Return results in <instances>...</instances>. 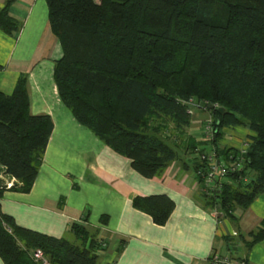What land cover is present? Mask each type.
<instances>
[{
    "label": "trees",
    "instance_id": "obj_1",
    "mask_svg": "<svg viewBox=\"0 0 264 264\" xmlns=\"http://www.w3.org/2000/svg\"><path fill=\"white\" fill-rule=\"evenodd\" d=\"M11 1L0 6V29L10 35L22 26L9 13ZM45 2L62 49L53 79L81 124L144 176L159 175L172 161L192 169L199 199L216 210L219 223L236 220L237 206L247 207L264 193V0ZM196 96L206 105L191 106ZM195 107L211 114L208 139L187 132ZM234 126L251 130L245 161L208 194L207 162L200 153L214 148L222 158L238 155L239 147L219 143L225 128ZM52 128L48 113L30 110L26 73L18 75L11 92L0 90V198L6 189L30 190ZM131 203L157 224L166 222L175 204L166 193L136 194ZM106 218L101 214L103 223ZM70 229L73 238L31 229L0 206L2 264H42L32 257L36 248L47 264H100L105 246L95 233L79 221ZM221 236L227 246L233 239L250 248L264 238V218L246 233Z\"/></svg>",
    "mask_w": 264,
    "mask_h": 264
},
{
    "label": "crops",
    "instance_id": "obj_2",
    "mask_svg": "<svg viewBox=\"0 0 264 264\" xmlns=\"http://www.w3.org/2000/svg\"><path fill=\"white\" fill-rule=\"evenodd\" d=\"M4 3L0 0V6ZM9 13L22 26L12 35L0 29V90L11 92L18 75L26 73L30 110L48 113L53 128L30 190L6 189L0 198L4 212L19 225L54 236L71 238L70 224L83 222L105 246L99 251L100 264H221L211 258L213 251L264 264V238L250 248L241 240L225 244L221 235L226 229L201 203L192 169L172 161L159 175L144 176L73 116L53 79L62 49L49 26L45 0H12ZM194 110L197 116L210 114ZM250 132L244 126L226 127L219 143L239 147ZM149 193H166L175 202L163 224L131 203L132 196ZM101 214H107L104 223ZM233 214L236 220L225 221L228 233L258 226L264 218V193ZM120 239L124 242L117 252Z\"/></svg>",
    "mask_w": 264,
    "mask_h": 264
},
{
    "label": "built area",
    "instance_id": "obj_3",
    "mask_svg": "<svg viewBox=\"0 0 264 264\" xmlns=\"http://www.w3.org/2000/svg\"><path fill=\"white\" fill-rule=\"evenodd\" d=\"M191 111V109H189ZM212 119H208L204 126L205 136L210 138L212 136ZM249 145L248 139L242 141L239 146V154L233 156L230 154L228 158H222L219 156L214 148H210L206 152L200 153V158L207 162V169L203 179V190L211 194L215 189L220 188L223 181L227 180L226 174L230 171H234L242 167L245 161V153ZM13 179L7 181V186H10ZM216 214V210H213ZM32 257L34 260L41 262L42 264H47V256L42 252L40 248H36L32 252ZM213 260L220 262L221 264H244L241 259H234L226 255H220L217 251H213L211 254Z\"/></svg>",
    "mask_w": 264,
    "mask_h": 264
},
{
    "label": "rangeland",
    "instance_id": "obj_4",
    "mask_svg": "<svg viewBox=\"0 0 264 264\" xmlns=\"http://www.w3.org/2000/svg\"><path fill=\"white\" fill-rule=\"evenodd\" d=\"M196 112H197V110H194V108H193V111H192L193 120H192L191 125L187 128V132L202 139L203 134H205L204 126L207 123V120L211 119V115L209 113H207L204 116H202V115L197 116ZM194 117L198 118L199 120L196 121L194 119ZM247 129H249V128H247ZM245 139H246V137H245ZM71 238H73V237H71ZM239 254H241V251L239 252Z\"/></svg>",
    "mask_w": 264,
    "mask_h": 264
},
{
    "label": "water",
    "instance_id": "obj_5",
    "mask_svg": "<svg viewBox=\"0 0 264 264\" xmlns=\"http://www.w3.org/2000/svg\"><path fill=\"white\" fill-rule=\"evenodd\" d=\"M198 101H199V99H198V97L196 96V97H194L193 101L190 102V105H191V106H194V105H196V104H198V103H200L201 105H206V102H205V101H200V102H198ZM218 111H219V112H222V111H223V107H218ZM222 225H223V227L226 229V232L228 233L229 231H228V229H227V227H226V224H225V221H224V220H222Z\"/></svg>",
    "mask_w": 264,
    "mask_h": 264
}]
</instances>
